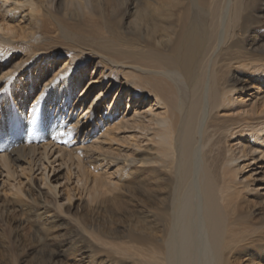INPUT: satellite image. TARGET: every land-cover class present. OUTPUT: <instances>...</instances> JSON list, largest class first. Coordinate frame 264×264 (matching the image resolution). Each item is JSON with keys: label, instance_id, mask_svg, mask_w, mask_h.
<instances>
[{"label": "bare ground", "instance_id": "obj_1", "mask_svg": "<svg viewBox=\"0 0 264 264\" xmlns=\"http://www.w3.org/2000/svg\"><path fill=\"white\" fill-rule=\"evenodd\" d=\"M263 25L264 0H0V223L47 240L66 214L109 245L88 218L136 198L141 264H234L229 206L264 198L240 175L264 161Z\"/></svg>", "mask_w": 264, "mask_h": 264}, {"label": "rangeland", "instance_id": "obj_2", "mask_svg": "<svg viewBox=\"0 0 264 264\" xmlns=\"http://www.w3.org/2000/svg\"><path fill=\"white\" fill-rule=\"evenodd\" d=\"M109 19L112 18L109 17ZM69 26L72 30L76 29L81 31V29H93L92 31L103 33V28H100L98 25H89L90 27H85L79 24H70ZM64 43L65 40L61 38L57 42L53 41L51 44L49 43L50 45H48V43L41 45V48L43 49L50 48L51 50L58 52V65L56 66V69H59L61 63L66 59V56L63 53L65 51L64 49H66L65 45L63 46ZM255 54L262 55L260 52ZM21 57L22 56L20 54L18 59ZM11 70L12 66H4L3 72H9ZM81 101L82 99H79L77 105L80 104L81 106ZM108 101L109 99L107 102ZM140 102L141 101L138 100L134 102L132 101L129 105H127L126 102L127 108L125 107V110L135 111V109L142 108ZM150 104L151 103L149 102L147 106H144L146 107V110L150 108ZM251 162L248 163L250 166L240 175L243 180L247 178L250 181H255L256 186H261L264 189V161H258L252 165ZM55 168H58V166H55ZM51 178L54 186H58L59 189L63 191L64 187H66V183H64V173L56 177V175L51 172ZM261 191V194H264V190ZM132 199L128 197L116 205L110 204L107 208V213H103L100 216H96L95 218H88V225H90L92 228H96L97 232L102 236V239L106 240L109 245H104L103 242H94L84 237L78 230V223H75L73 220H71V217L67 216L66 214H62L55 222L56 229L53 233L55 238L47 240H43V234L38 235V238H34L31 224H24L18 232V237H16L14 234L15 229L14 231L11 230V232L4 224L0 223V264H141V259H139V256H137L139 254L136 255L135 252H138L137 248H140L142 245L144 246V244H148V242H142V240L138 241L139 238L141 239L143 237L144 239L145 235L137 233L140 231L135 230V228H137L138 225H145V219H142L143 221L141 220V223L139 222L141 219L139 214L142 210V207L136 198ZM2 201L4 200L2 199ZM229 207H226L227 209L229 208L228 211L226 210L229 220L228 234L230 235L228 236L235 240L233 242L235 246L231 244L228 247V256L230 255L229 257L234 261V264H252L254 260V258H252L253 255L261 254L264 257V238H262V236L264 237V198H261L257 195L246 194L241 202H239L237 205V208H235L234 204L232 206L230 205ZM232 208L235 209L233 210ZM236 209L238 211H236ZM13 216L16 218V220H18L21 217V214L16 212L13 214ZM247 229L250 232H248ZM254 229H259V231L255 233ZM111 230L115 231L117 234L111 236L109 233ZM102 234L108 235V237H103ZM134 238L137 239L135 242ZM246 241L250 242V245ZM122 242H124L126 245ZM244 242L245 244L243 245L242 243ZM115 244L116 248H114ZM146 246L144 247L146 250L152 247L150 244ZM118 248L122 250H126V248L129 249L126 250L127 253H125L123 250L124 255L126 254L125 256L122 255V252L116 253L115 255L112 250ZM48 250L58 253L61 252V255H59L55 260L51 261L49 259L50 257ZM229 251H233L234 254L232 252L231 255ZM119 254L122 256H118Z\"/></svg>", "mask_w": 264, "mask_h": 264}]
</instances>
